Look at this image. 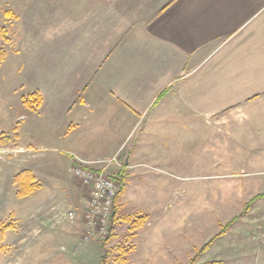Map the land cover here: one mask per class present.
<instances>
[{"label":"crops","instance_id":"1","mask_svg":"<svg viewBox=\"0 0 264 264\" xmlns=\"http://www.w3.org/2000/svg\"><path fill=\"white\" fill-rule=\"evenodd\" d=\"M5 22L16 47L8 64L2 41L0 71L41 103L15 102L20 163L0 198L13 196L17 171H30L36 188L24 198L45 207L30 216L52 232L48 244L89 243L87 189L69 170L77 158L116 155L121 164L107 170L126 180L138 166L194 165L196 143L227 152L221 166L264 163V0H0Z\"/></svg>","mask_w":264,"mask_h":264},{"label":"rangeland","instance_id":"2","mask_svg":"<svg viewBox=\"0 0 264 264\" xmlns=\"http://www.w3.org/2000/svg\"><path fill=\"white\" fill-rule=\"evenodd\" d=\"M0 28L8 38L3 44L10 64L16 47L14 26L5 22ZM9 71L6 65L0 71L3 190L10 189L11 165L20 163L15 160V127L10 128L14 113L22 112L15 105L32 94L17 88L21 80ZM220 155L196 143L194 165L138 166L137 175L129 180L124 176L111 235L92 245L82 246L78 239L48 244L45 237L52 232L44 231L40 217L30 216L36 212L42 217L45 207H31L30 199L17 195L14 183L13 196L0 198V223L9 226L0 241V264H264V197L253 199L264 194V181L256 182L264 176V163L252 166L245 158L237 161L239 167L221 166L215 161L229 160H222L227 152Z\"/></svg>","mask_w":264,"mask_h":264},{"label":"built area","instance_id":"3","mask_svg":"<svg viewBox=\"0 0 264 264\" xmlns=\"http://www.w3.org/2000/svg\"><path fill=\"white\" fill-rule=\"evenodd\" d=\"M104 164L96 168V164ZM117 163L116 157L107 160L87 161L77 158L71 165L70 173L87 189L88 202L83 213L84 230L82 240L93 242L107 238L110 230V220L114 213L113 198L119 189V183L107 167ZM61 217L73 222L75 212L72 209H62Z\"/></svg>","mask_w":264,"mask_h":264},{"label":"trees","instance_id":"4","mask_svg":"<svg viewBox=\"0 0 264 264\" xmlns=\"http://www.w3.org/2000/svg\"><path fill=\"white\" fill-rule=\"evenodd\" d=\"M0 36L2 37L4 41H8V38L3 28H0ZM5 55H6L5 50L3 48H0V66L5 59ZM22 103L28 107H32V108L37 107L41 103V96L38 93L27 94L26 96H22ZM116 180L119 183V189H118V192L116 193V196L113 198V205L115 209H116V201L118 200V198L122 195L124 191V176L122 174L118 175L116 176ZM13 182L17 185V195L18 196H26L30 194L32 191H34V189L36 188L34 176L32 175L30 171L24 168L20 169L13 176ZM262 197H264V194H257L253 197V199L262 198ZM126 219L128 220V218ZM114 221H115V210L110 220V230H109V234L107 238H109V236L111 235V230H112ZM136 221L137 222L135 226L138 227L140 225L141 219H137ZM8 227L9 226H5L0 223V241L3 237L5 230ZM203 247H206V246H203Z\"/></svg>","mask_w":264,"mask_h":264}]
</instances>
